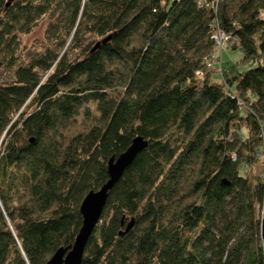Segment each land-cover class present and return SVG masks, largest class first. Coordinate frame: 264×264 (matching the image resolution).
I'll use <instances>...</instances> for the list:
<instances>
[{"label":"trees","instance_id":"trees-1","mask_svg":"<svg viewBox=\"0 0 264 264\" xmlns=\"http://www.w3.org/2000/svg\"><path fill=\"white\" fill-rule=\"evenodd\" d=\"M217 31L243 56L220 84ZM262 57L264 0H0V264L73 245L84 198L137 137L148 146L82 264H264V175L247 173L264 148Z\"/></svg>","mask_w":264,"mask_h":264},{"label":"water","instance_id":"water-1","mask_svg":"<svg viewBox=\"0 0 264 264\" xmlns=\"http://www.w3.org/2000/svg\"><path fill=\"white\" fill-rule=\"evenodd\" d=\"M14 1L18 0H9V4ZM147 146V141L142 137H137L125 153L109 161L108 182L99 191L90 192L81 204L80 214L83 218V225L74 244L67 248H60L47 264H82L87 244L101 221L110 192L122 179L124 173L133 164L137 156ZM133 226L134 221L129 224L127 231L132 229ZM261 238L264 245V208L261 219Z\"/></svg>","mask_w":264,"mask_h":264},{"label":"rangeland","instance_id":"rangeland-1","mask_svg":"<svg viewBox=\"0 0 264 264\" xmlns=\"http://www.w3.org/2000/svg\"><path fill=\"white\" fill-rule=\"evenodd\" d=\"M223 0H206L207 3L219 4ZM47 20H42L38 26L35 28L33 33L22 37L23 44V56L29 53H33L43 44L45 40ZM218 48L216 50V59L214 60L213 66L210 68L208 66L209 74H211V80L214 83H222L225 81L228 75L232 77V68L234 67H243L242 54L239 50L234 49L239 46V39L235 36L227 35L225 39H220L217 41ZM260 59V58H259ZM261 63H264V58L262 57L259 60ZM244 70V68H243ZM242 69L240 71H243ZM236 71V70H235ZM202 75V74H201ZM201 77V76H200ZM1 82L10 81V76L7 73H4L0 77ZM246 135V131H244ZM248 175L251 178L264 175V148L256 157V162L253 163L250 168H248Z\"/></svg>","mask_w":264,"mask_h":264},{"label":"built area","instance_id":"built-area-1","mask_svg":"<svg viewBox=\"0 0 264 264\" xmlns=\"http://www.w3.org/2000/svg\"><path fill=\"white\" fill-rule=\"evenodd\" d=\"M197 2H198V4L200 5V6H202V5H205L206 3V0H197ZM208 4V3H207ZM226 34L225 33H223V32H221V31H217L216 33H215V35H214V37H213V40H214V42H215V44H216V50H217V48H218V45H220V44H218V40H220V39H225L226 38ZM216 59V53H214L213 55H212V58H211V60L209 61V63H208V65H207V67L209 66L210 68L213 66V63H214V60ZM202 73L201 72H198V75H201Z\"/></svg>","mask_w":264,"mask_h":264}]
</instances>
